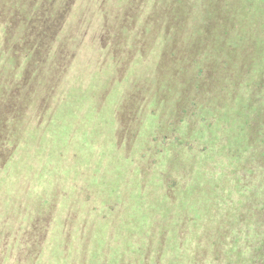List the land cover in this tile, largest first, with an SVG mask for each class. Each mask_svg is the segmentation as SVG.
I'll list each match as a JSON object with an SVG mask.
<instances>
[{
	"label": "rangeland",
	"instance_id": "obj_1",
	"mask_svg": "<svg viewBox=\"0 0 264 264\" xmlns=\"http://www.w3.org/2000/svg\"><path fill=\"white\" fill-rule=\"evenodd\" d=\"M175 1L162 0L164 17L160 5L149 7V13L159 9L153 42L143 23L129 34L135 37L130 43L135 50H127L122 59L110 54L86 65L82 56L89 47L82 43L77 65L60 87L69 81L48 108L42 105L57 71L47 66L48 81L34 86V78L40 80L34 72L30 83L20 87L15 80L22 79L11 80L15 71L0 49V81L8 82L0 90V125L5 129L0 138L16 144L13 161L3 165L0 157V264H194L188 256L196 238H179L194 228L209 233L216 224L221 227L210 207L223 195H217V184L208 183L206 163L195 150L202 140L216 145L225 139L222 148L237 143L239 154L249 124L258 126L257 107L248 98L264 69V0H178L173 6ZM189 7V36L194 38L176 46L185 35V29L177 28L179 16ZM192 12H198V24L192 23ZM115 16L114 32L121 26V14ZM161 22L165 42L160 47ZM192 40L203 41L200 52ZM149 50L152 58H146ZM193 52L205 60V72L188 82L193 67H177ZM33 61L24 74L31 73ZM112 61L115 73L108 75ZM184 92L187 98L198 96L201 118L189 108L179 111L188 105L181 100ZM182 116L185 121H179ZM168 133L175 137L162 146ZM210 168L213 177L219 167ZM165 180L173 182L170 191ZM31 215L42 222L31 225L29 236L25 231ZM4 220L11 224L4 226ZM209 236L204 234L203 244Z\"/></svg>",
	"mask_w": 264,
	"mask_h": 264
},
{
	"label": "trees",
	"instance_id": "obj_2",
	"mask_svg": "<svg viewBox=\"0 0 264 264\" xmlns=\"http://www.w3.org/2000/svg\"><path fill=\"white\" fill-rule=\"evenodd\" d=\"M110 1L111 0H0V49L4 62L5 60L7 61V59L9 60L11 66H8V68L11 69L12 67L15 71L11 80L19 76L18 78L22 80L19 82L16 78V85L18 84L20 87H23L26 83L27 85L30 83L31 77L35 76V72L37 74L36 77H39L40 80L34 78V86H40L42 83L44 84L45 78H47V81L49 80L48 74H45L46 67L49 66L48 69L51 71L56 70L57 73L51 74V78L48 81L46 102L40 98L41 101H43L42 106L46 105V107H49L55 99L52 98V96L56 93L58 94L62 87L69 81L67 80L60 87L66 74L69 78L70 73H73V68L76 67L79 61V47L82 43H85V46L89 47V52L82 56V58H84L83 62L87 65L89 60L95 57L99 59L108 58L109 56L111 58L110 54L118 58L128 56L127 50L130 53L135 50L132 44H130L135 37L129 34L140 26L142 27L143 23L147 24L145 31L149 39H152L153 42L155 33L157 32L154 30V20L159 19V14L156 13L159 9L153 13H149V7L151 8L152 6L156 9L160 5L162 8L161 13L163 14V11L167 10V7L163 6L162 0H159V4L155 0H115L114 3H110ZM193 1L195 3V0ZM129 5L130 7L125 12V9ZM176 5H179L178 0L175 1L173 6ZM111 7L116 9L119 8V10L111 11ZM133 9L134 13H132ZM29 10V18L24 17L23 14L25 12L27 13ZM189 12L190 7L188 11L184 12V16H179L180 21L178 22L177 28L182 27V29H185V35L177 40L178 43L176 46L178 44H187L189 42H187L188 37L194 38L191 34L189 36V24L187 22ZM117 14H121L118 20L121 26L114 32V18ZM151 14H156V18L150 16ZM191 15L192 23L198 24L200 20L198 12H192ZM164 16L165 14H163V17ZM168 17L170 16L168 15ZM26 18H28V21L24 24L25 22L23 21ZM92 21L94 24H92ZM130 22L133 24L132 26H129ZM181 22H184L183 26ZM160 26V31L157 34L159 35V46H163L165 42V30H163L162 22ZM113 34H115L116 37H113ZM117 41L118 44L116 45ZM192 41L194 42L192 45H195L194 50L199 51L203 41L200 43H197L195 40ZM188 44H190V42ZM128 46L130 48H127ZM216 50L217 48L214 51ZM210 54H212V52H210ZM198 55V53L194 52L191 53L190 56L187 55L189 56V60H183L185 63H181L177 67L178 70L184 69L187 71L193 67V70L189 72L192 75L189 77L188 82H193V77L197 80L199 74L205 69V60ZM206 56L209 57L207 54ZM148 57L152 58L150 50L146 52V58ZM32 60L35 61H33L35 63V67L33 68L34 71L31 70V73L24 74V71L27 70V66ZM21 61L23 63H21ZM108 64L110 66L108 75H111V73L114 75L113 61ZM4 66H7V64L4 63ZM262 67L264 68V64ZM43 70L44 74H42ZM257 77L258 80L256 81L254 94L248 99L253 101L257 107L255 117L257 116L256 121H258V126H255L253 123L249 124V131L247 134L245 133L243 139L245 146L241 150L242 154H236L237 151H235L234 146L237 143L234 145L229 142L226 147L222 148V145L226 143L225 139H219L216 145H211L210 142L207 143L202 140L199 142L201 145L198 150H195L196 154L199 155L198 157H201L199 158L202 160L201 162L204 164L206 163L204 168H207L208 183L212 185L217 184L219 190H221L217 195H223V197L220 196L219 204L210 207L213 220H218L221 227H218L219 225L216 224V231L209 233L194 228L191 229L190 232L187 231L188 233L184 234L185 236L183 235V237L179 238V240H185L184 237L187 236L188 238V234L193 241L194 238H196L194 242L195 246L193 245L192 248L193 254L190 252L188 256L191 262L193 258L194 264H264V69ZM182 84H184V82L181 81V87L179 89L184 87ZM6 86H8V82L6 84L5 81L1 79L0 90H4ZM185 89L186 88H184V90ZM182 99L184 103L187 100L186 102H188V105L182 106L183 109L181 110L179 109L181 113L189 108L192 116L196 115L197 118L203 116L198 111V96H191L189 94L187 98L184 92L181 100ZM37 100H39V98ZM39 102L40 101H37V103ZM131 113H133V111ZM204 115L206 116V113H204ZM181 118L182 119L179 121H185L186 119L183 116ZM21 123L22 122H19V124ZM202 125L204 126L203 129L207 132L209 127L206 126V123ZM19 130H21V128H19ZM0 131L1 134L5 133V129L1 125ZM174 134L176 137H184L183 134L180 135L175 132ZM174 134L169 135L168 133L164 135L165 138L168 137L169 139L166 140L167 142L164 141L162 146L167 144L169 140L172 141L175 137ZM199 143L197 145H199ZM6 144L11 146V149L3 148ZM195 145L196 143L194 147ZM14 146H16V144L6 139L4 136L0 138V157H2L1 161L3 162L1 164L4 165L5 161L10 158L13 161L14 155L12 149ZM179 146L182 147L180 142ZM182 148L187 152L191 149L190 147V149ZM218 150L220 151L217 152ZM156 152L157 155H159V153L163 155L164 153L163 150L159 151L158 149ZM212 162L219 168L216 171L214 167L213 170L216 172L213 174V177H210L209 172L212 170L210 167L214 166ZM6 168L9 171L12 170V167L9 165H6ZM218 176L220 177L218 178ZM168 181L170 180H165L164 187L167 191H170L174 186L173 182L169 184L167 183ZM231 193L233 194L231 195ZM234 194H236V197L233 198ZM224 195L227 196V198H225ZM223 203L224 205L227 203V206L224 208L225 213L222 217L218 218L220 214L219 210L222 208L221 205ZM238 205L240 206L237 207ZM34 215H31L30 221H28L29 224L26 226L25 233L29 234V236H31L33 230L31 225L42 222V220H37V218L32 219ZM2 223L4 226L11 224L8 220H4ZM216 226H214V228H216ZM203 227L204 225H198L197 228L201 229ZM7 229L11 230L10 227H7ZM204 234L210 235V239H207L206 244H203L202 240L204 239ZM178 243H180V241Z\"/></svg>",
	"mask_w": 264,
	"mask_h": 264
}]
</instances>
